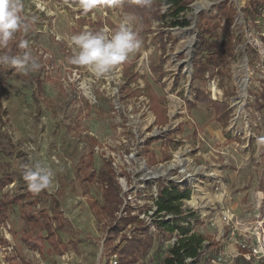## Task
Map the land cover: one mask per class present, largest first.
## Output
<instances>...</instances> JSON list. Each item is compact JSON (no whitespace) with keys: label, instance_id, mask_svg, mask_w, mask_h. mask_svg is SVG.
<instances>
[{"label":"rangeland","instance_id":"374dc122","mask_svg":"<svg viewBox=\"0 0 264 264\" xmlns=\"http://www.w3.org/2000/svg\"><path fill=\"white\" fill-rule=\"evenodd\" d=\"M248 1L196 0L179 18L165 7V25L153 21L147 28L138 25L136 18L124 13L119 6L110 7L108 11L98 5L91 14L81 15L83 9L75 7L76 0L67 3L65 0H23L22 15L29 21L33 16L37 19L27 33L20 32L29 36V48L25 50L40 67L25 73L0 62V147L13 153L9 156L0 152V162L10 164L11 170L17 169L19 174L38 173L47 177V186L43 187L46 194L43 188L33 191L29 181L21 177L3 192L13 195L30 188V196L37 201L36 209L46 206L52 215L56 200L71 227L65 232V246L56 249L50 241L37 239L42 227L24 222L19 206H15L9 221L0 222V264H10V258H14L13 264H100L102 245L99 241L103 240L105 225L110 222L101 210L105 186L99 178L92 182L85 178L88 154L94 145L90 137L101 143L107 137L120 140L122 134L128 133V126L124 125L120 131L116 129L117 122L134 126L137 132V139L117 145L122 158L123 154H129V145L138 141L147 161L149 151H153L159 161L156 164L148 161L145 166L140 163L143 158L137 157L141 153L133 160L123 158L119 166L125 170L124 174L116 175L109 164L104 167L101 156L93 153L91 168L97 174L110 170L119 186L123 206L115 213V218L120 220L129 215L134 218L133 223L120 231L116 243L122 237L130 239L141 234L146 227V219H141L140 215L146 216L151 210L157 185L159 188L180 187L182 191L190 190V198L178 202L183 211L181 217L169 216L172 220H181L179 224L191 228V233L207 237L200 264L217 258L222 259L221 264H236L242 254L251 264H264V18L256 22L246 20L241 8ZM223 4L234 6L238 13L231 26L232 41L222 31L223 24L218 22L209 39L216 46L231 44L233 55H227L219 66L210 64L205 79L193 82L194 57L200 45V14L217 16ZM197 5L203 6L196 13ZM80 17L93 21L109 18L116 26L126 23L132 30H140L137 33L140 47L126 61L135 63L133 71L140 74L131 85L136 92L133 97L139 96L144 88L152 109L147 93V85H151L164 99L168 117L165 126L169 124L165 135L158 137V129H154L158 126H149V120L157 119L153 109L148 120L146 116L140 118L135 110V120L131 119L135 124L123 114L113 116L110 98L125 85L122 65L98 79L84 67H78L80 78L71 74L64 48L75 54L78 49L70 45L71 36L89 30L86 25L83 31H78ZM184 20L189 21V26H174ZM103 29L110 34L109 26ZM161 32L166 33L165 39L172 34L177 40L167 39L165 76L159 84L152 75L151 62H158L164 52ZM207 54V50L202 51L199 57L204 60ZM39 75L45 79L44 91L42 95L33 96L32 78ZM81 82H88L89 88H81ZM196 88L214 101L229 106L231 112L226 128L215 120L212 107L196 100ZM123 94H118L122 98L121 105L126 111H133L134 98L129 100ZM89 96L96 97L98 103L92 104ZM164 151L168 159H164L161 153ZM142 221L144 225L140 228ZM7 223L11 228L10 239L5 232ZM149 231L153 246L139 255L138 264H163L175 243L174 237L161 238L154 229ZM22 236L36 241L41 252L27 247ZM69 239H78L77 247H73ZM210 243L213 247L208 249Z\"/></svg>","mask_w":264,"mask_h":264},{"label":"trees","instance_id":"16d2710c","mask_svg":"<svg viewBox=\"0 0 264 264\" xmlns=\"http://www.w3.org/2000/svg\"><path fill=\"white\" fill-rule=\"evenodd\" d=\"M196 0H139V2H134V0H123V3L119 6L122 11L127 14H131L134 18H136L138 25L147 26V28L151 27L153 21H157L163 25V21L165 18L164 8L169 7V10L173 13V15L177 18L181 16V14L185 13L189 6L195 2ZM104 6V5H102ZM108 11H110V7L105 6ZM242 13L244 14L246 20H252L253 22L258 19L264 18V0H249L248 4L245 7L241 8ZM80 14H91V10L88 13H84L83 10L80 11ZM237 10L234 6H229L228 4H223L218 8V15L209 16L205 12L200 14V45L197 50V54L194 57V78L193 82L196 80L205 79V75L210 68V64L213 66H219L223 63L224 59L227 55H233L232 45L228 44L216 46L211 42L209 38L213 37L214 29L217 27L216 22L223 24L222 31H225L230 36V42L232 41L231 37V26L234 23V19L236 16ZM80 29L83 31L86 25H89V31L96 32L103 30L105 26L110 27L109 37L120 27L116 26L111 19H102L99 18L96 21L88 20L86 18L80 17L78 20ZM174 26H189V21L184 20L183 22H177ZM134 32H140L139 29H134ZM166 33H159L160 43L164 52L160 57L158 62H151V72L152 75L156 78V81L161 84L163 82L165 76L164 65L167 61L165 58V49L167 45V39L172 42H175L177 39L172 36V34L167 35V39H165ZM209 34V37L205 35ZM29 36L22 35L21 32L16 34V38L14 41L10 42L7 48H0L1 55L15 56L20 55L25 52V49H21L19 47V43L21 40L28 41ZM264 39V38H263ZM225 46V47H224ZM208 51V56L206 59H202L199 57V54L202 51ZM65 56L70 61V59L74 56L73 52L64 48ZM70 64V71L72 72L74 69H79L78 67ZM123 66V78L125 85L123 87V93L129 97H133L136 92H134L131 85L140 78V74L135 73L133 71L135 63L132 62H124L121 64ZM34 82V94L33 96H39L43 94L44 91V83L45 79H41V76H36L32 78ZM196 100L199 103L208 105L213 108L215 112V120L220 123L223 128L228 126L230 109L227 104L219 103L214 101L209 94L196 88ZM147 93L152 101V109L156 114V123L161 126H165L168 123V117L166 114V109L164 108L165 101L163 98L159 97L151 87V85H147ZM37 100V98H36ZM93 142V146L91 148V152H89V163H87V172H86V180L89 182L94 181L95 178H99L101 184L105 186L102 192L103 198V206L101 208L104 215L110 220V222L105 225L106 233L103 240L99 241L102 245V258L100 264H111L112 259L116 256L118 263L117 264H138L139 255L141 253H147L148 250L153 246V237L150 236L149 230L150 227L146 226L143 228L144 222H140V228H143L141 234H135L130 239L126 237H122L119 243H116V239L120 235V231L126 227L128 224L134 222V218L129 215L128 217H122L120 220L115 218V213L120 210L123 206L120 198V190L116 181L113 177V172L110 170H101L99 174H97L92 168L93 163V148L97 143L96 139L90 137ZM167 138H165L166 140ZM169 141V140H168ZM166 143V142H165ZM169 145V142L166 143ZM167 151V150H166ZM162 152L164 155V159H168L167 152ZM0 152L4 154H9V156L13 155L10 150H6L3 147H0ZM166 152V153H165ZM148 161L151 164H156L159 161V158L155 155L153 151H149L147 153ZM104 161V160H103ZM11 165L7 163L0 162V222L6 223L9 221L11 217V211L15 208V206H19L21 212V218L24 222L28 224H39L42 227V234L38 236L39 241H50L51 244L56 249H61L65 246V232L71 227V223L65 218L60 210V206L56 200H54V206L56 207L54 210V214L52 215L47 211L46 206L42 207L41 210L36 209L37 201L32 199L30 196L28 188L26 192L18 193V194H4L3 190L9 185L15 183L18 178L21 180L23 177L27 176L26 172H22L19 174L16 171L11 170ZM104 167H108V163L104 161ZM20 176V177H18ZM22 177V178H21ZM26 180V179H25ZM43 194H46V188H43ZM190 198V190L182 191L180 187H162L159 190V196L156 200L157 211H155V217H159L162 214L164 216H169V214H173L176 216L183 215V211L181 210V204H178L179 201L186 200ZM162 217V216H161ZM171 217V216H170ZM193 217L196 218L194 215ZM173 218H169L168 220H156L154 224L158 230L157 235L159 237L165 236H178V239L173 243V246L170 247L167 256L165 257L163 264H200L202 259V250L205 248L204 243L207 241V237L202 234L191 233V228H185L179 224L181 220H172ZM175 233H177L175 236ZM144 235V236H143ZM22 240L27 247L34 251L41 252L40 245L31 240L28 236H22ZM79 240L78 239H69V243L73 247H77ZM5 245H8L7 241H4ZM213 244L208 245V249H211ZM206 255V253H205ZM208 259L210 258V254H208ZM14 258H10V264L14 263ZM191 261H187V260ZM236 264H251L250 261L246 260V257L242 254V256L235 261ZM16 264V263H15Z\"/></svg>","mask_w":264,"mask_h":264},{"label":"clouds","instance_id":"9594fccd","mask_svg":"<svg viewBox=\"0 0 264 264\" xmlns=\"http://www.w3.org/2000/svg\"><path fill=\"white\" fill-rule=\"evenodd\" d=\"M67 3L68 0H65ZM139 2V0H134ZM123 0H76L75 7L83 9L84 13L95 9L98 5L107 7H118ZM73 6V5H69ZM24 11L23 0H0V48H7L9 43L14 41L16 34L20 31L27 33L32 24L36 22V17H31L29 21L22 15ZM107 29L92 32L85 30L80 34L73 35L70 38V45L78 49L70 59V63L76 66L84 67L95 78H100L109 70L123 64L140 47V41L137 39V33L126 24L122 23L120 27L109 37ZM57 39H60L57 36ZM21 49H28L27 40H21L19 43ZM0 62L5 66H15L20 72L36 70L40 65L29 51L20 55L8 56L0 55ZM81 88L87 90L88 82H81ZM87 95V91L85 92ZM29 181V187L33 191L47 186V177L38 173L25 177Z\"/></svg>","mask_w":264,"mask_h":264},{"label":"built area","instance_id":"2783aa9c","mask_svg":"<svg viewBox=\"0 0 264 264\" xmlns=\"http://www.w3.org/2000/svg\"><path fill=\"white\" fill-rule=\"evenodd\" d=\"M79 71L78 69H74L71 74H73L74 78H80L81 75L78 74ZM70 76V74H69ZM143 88V86H141ZM123 89V88H122ZM121 89V91L117 92V94H114L112 98H110V103H111V106H112V113H113V116L116 114V113H119V114H123L125 117H128L129 121L132 122L133 124H135L134 121H132L131 119H134L135 120V117L136 115L134 114V111L136 110V112H139V115H140V118L142 116H146V119L148 120L150 115L153 114V111L151 109V106H150V101L149 99L147 98V96L145 95V91H144V88L141 89V93L139 96L137 97H129L127 95H124L123 94V90ZM133 90H134V87H133ZM144 91V92H143ZM118 94L120 96V94L124 97H127V99H132L134 98L135 102H133L134 104H136V107L133 111H126V109L124 108L123 105H121V102H122V98L121 97H118ZM94 96V95H93ZM122 96V97H123ZM89 101L92 103V104H96L98 103V101L96 100L97 98L96 97H91L89 96ZM126 99V100H127ZM121 100V102H120ZM154 120H149V126L151 125H154L155 126H158V127H154V129H158V137H162L163 135H165L166 133V130H167V126L163 127L161 125H157L156 124V118H153ZM140 121V120H139ZM126 125L128 126V133L130 134V136L127 134H122V138L120 140H112L111 137H107L102 143L101 142H97L93 148V152L99 156L102 157V159L104 161H106V163L109 164L110 168L116 173V175H120V174H124V171L119 165L121 164L122 166V159H127V160H133L135 158L136 155L140 154V156H137L138 158L142 157L143 160H140V163H144L145 166L148 165V161L146 158H144L142 156V148L141 145L139 146V142H132L130 145H129V154H123V158L120 156L121 154L119 153L118 151V148L119 146L117 145H124L126 143H128L129 141H133L135 139H137V132L135 130V127L134 126H130L128 125L127 123L124 124L123 122H117L115 123V126H116V129L122 131V127ZM128 136V137H127ZM177 141V139H176ZM145 147V146H144ZM144 154V153H143ZM146 157V156H145ZM136 162V161H134ZM122 179V178H121ZM123 185H126V184H123ZM163 187V186H162ZM153 190H154V187H153ZM159 190L160 188L157 187L155 188V191L153 193V204H152V207H151V210L148 212V215L145 216V214L143 213L142 215H140L141 219H146L144 220L147 224H145L146 226H149L150 227V230L151 229H154L155 233L158 232L155 224H154V221L156 220H162V219H166L168 220L169 218H171L170 216H164V214H162L161 216L159 217H155L154 213L155 211H157V206H156V200L158 199V196H159ZM126 203V202H125ZM125 207V205H124ZM123 211V209H122ZM149 216H152V220L149 221V219H151ZM151 222V223H150ZM7 227L8 229H6V236L9 238V230H10V225L9 223H7ZM176 236V235H175ZM131 238V236L129 237ZM177 240L176 237H174V242ZM187 261H191L190 259L187 260ZM118 263V260L116 258V256L112 259L111 261V264H117ZM222 263V259H213V260H209L207 261L206 264H221Z\"/></svg>","mask_w":264,"mask_h":264},{"label":"bare ground","instance_id":"6f19581e","mask_svg":"<svg viewBox=\"0 0 264 264\" xmlns=\"http://www.w3.org/2000/svg\"><path fill=\"white\" fill-rule=\"evenodd\" d=\"M202 6L201 5H197V7H196V13L202 8Z\"/></svg>","mask_w":264,"mask_h":264},{"label":"crops","instance_id":"0c3cea01","mask_svg":"<svg viewBox=\"0 0 264 264\" xmlns=\"http://www.w3.org/2000/svg\"><path fill=\"white\" fill-rule=\"evenodd\" d=\"M164 108H166L165 105H164ZM166 114H167V112H166ZM161 153H162V152H161ZM162 155H163V153H162ZM11 185H12V184H11ZM9 225H10V224H9ZM9 233H11V228H10V230H9ZM10 236H11V235H9V238H8V239H10Z\"/></svg>","mask_w":264,"mask_h":264}]
</instances>
